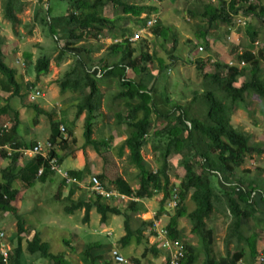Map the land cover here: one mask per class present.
Returning <instances> with one entry per match:
<instances>
[{
  "label": "trees",
  "instance_id": "obj_1",
  "mask_svg": "<svg viewBox=\"0 0 264 264\" xmlns=\"http://www.w3.org/2000/svg\"><path fill=\"white\" fill-rule=\"evenodd\" d=\"M36 1L40 9L45 10V15H41L40 23L46 26L59 45L56 62L60 64L67 57L73 59V66L61 79H58V85L63 91L68 89L86 91L78 109L79 112L85 109L88 111L84 125L85 145H92L97 150L104 146L102 142L92 137L94 116L100 106L99 81L106 78H115L118 81L120 89L114 99L123 102L126 114L117 113L116 117L118 122L127 124L130 131L120 149L122 152L124 148L129 149L128 159L138 169V186L133 187L122 176L116 177L112 184L119 193L134 198L128 202V207L131 206L137 212L140 210V201L135 199H151L163 193L161 206L156 215L158 219L165 210L166 202L172 192L168 157L172 154L180 156L185 175L177 185L180 202L167 224L168 235L173 239L183 240L184 234L179 221L180 218L187 217L191 223V233L196 236L201 246V249H198L195 245L184 242L185 255L180 260V264H195L200 254L204 255V264H236L239 260L244 262L255 260L259 253L258 245L264 242V178L251 175V171L243 168V165L246 158L264 153V148L259 143L252 142L251 135L237 127L232 120L238 105L244 103L247 97L257 95L264 101L262 73L264 23L263 27H257L254 24L248 26L247 22L246 31L251 39V47L238 54L236 64L215 63V71L208 73L205 71V66L211 61V57L196 60L198 74L203 77L206 89L201 95L206 104V111L203 116H192L190 106L172 104L165 110L157 102L152 84L167 65L159 58L158 70H149L147 64L154 55L142 48L144 41L140 49H136L128 38L112 43L109 46V57L101 58L102 63L99 66L94 62V54L101 47L88 44L91 41L97 42L105 31L112 33L115 38L120 35L129 36L128 30L122 32L119 27L123 17L133 15L136 19H140L146 14L143 19L144 26L151 15L156 13V6L131 3L129 0H69V9L65 14L52 16L49 0H46L45 8L44 0ZM23 6V0H2L4 18L16 25L20 22L18 13L22 11ZM108 6L113 8L114 14L116 13L113 17L105 15V8ZM241 12L247 18L264 22V0H218L217 3H203L200 16L207 21L208 26L232 28ZM151 29L152 34L162 35L164 38H168L169 33L171 36L173 32L169 56L174 59L173 53L178 45L176 31L170 27L163 28L156 25ZM206 36L203 31L201 38L205 37V46L210 49V41ZM256 43L258 48L255 50ZM30 56L28 55L27 58L31 59ZM241 62L245 64L241 66ZM49 67L48 56L38 58L34 63L37 78L48 74ZM247 71L250 72V80L241 83L240 78ZM22 88L17 69L5 62L3 38L0 35V94L11 93L6 104L0 107V116L8 114L13 118L12 121L9 118L5 121L9 122L6 123L9 125L7 127L0 121V146L8 144L13 149L11 154L5 148L0 149L3 157L11 159L10 165L1 170L0 210L15 215L19 229L17 234L25 232L26 229L23 217L14 204L20 194V190L14 186L15 182L21 180L30 185L33 181L39 180L45 183L55 176L42 156L32 157L26 165L15 171L14 164L19 161L21 155L17 150L25 147L26 144L18 133L22 112L13 109L8 102L14 96H21ZM34 91L35 89L32 92ZM196 98L197 95L194 100ZM164 102L168 103L166 95ZM29 108L36 111L34 124L39 122L40 115L46 114L51 118L50 141L54 144L66 143L67 139L58 141L62 123L56 122L50 112H46L35 103L30 104L27 109ZM68 129L73 136V129ZM150 136L151 140L148 139ZM148 142H151L154 151L160 152L161 155L162 164L156 170L149 168L143 155V148ZM52 155L58 154L53 150ZM42 166L45 169L39 175L38 171ZM70 174L77 177L79 171L74 170ZM98 176L106 186L104 176L100 174ZM62 183L67 185L63 179ZM75 186L77 187L78 184H74V188L72 187L67 195V200L70 201V204L65 206L67 213L83 209V219L89 220L91 210L95 209L100 214L102 223L107 221L110 214L123 215L125 234L119 239L121 245L127 246L135 240L137 244L144 245L143 257L149 254L154 256L161 254L162 249L156 243L150 244L144 235L145 227L152 225L154 220L144 221L139 226L133 227L129 213L92 190H90L91 195L75 199L73 197ZM188 197L195 204V208L191 211L185 204ZM222 209L225 215L230 217V223L224 239L225 254L217 256L214 250L215 231L209 227L208 220L216 211ZM10 243V264H27L22 263L25 253L30 255L28 263L35 258H41L47 259L49 264H114L113 258L104 255L105 249L111 248V245H103L99 242L81 244V257H85L83 263L70 261L64 252L53 253L49 242L45 241L39 232H34L26 240L25 249L14 244L13 239ZM231 245L233 248H230ZM135 262L139 264L138 259ZM248 262L246 263L249 264ZM0 264H3L1 259Z\"/></svg>",
  "mask_w": 264,
  "mask_h": 264
},
{
  "label": "rangeland",
  "instance_id": "obj_2",
  "mask_svg": "<svg viewBox=\"0 0 264 264\" xmlns=\"http://www.w3.org/2000/svg\"><path fill=\"white\" fill-rule=\"evenodd\" d=\"M44 1L46 3L45 8L47 7V2L46 0ZM129 1L140 5L156 6L157 10L155 14L158 16L156 26L163 28L170 27L178 34V45L173 53L174 59L169 56V52L172 49L171 37L173 32H171V36L169 33L168 38H164L162 35L153 34V37L145 35L140 40L132 43L136 49H140L142 41H144L142 48L147 50L149 54L154 55V58L147 64L150 71L158 70L160 66L159 58L167 65L166 69L159 74L152 84L159 105L165 110L169 109L172 104L190 106L192 116H203L206 111L204 98H201L206 89L203 77L198 74L196 60L198 58L206 59L207 57H211V61L205 66V71L208 73L215 71V63H229L230 65L232 61L233 65L236 64L238 54L251 47V39L246 31L247 27L250 24L263 27L262 24L264 23L258 19L247 18L241 12L239 15L246 17L248 22V26L246 25V27L237 26L234 31H230L227 26H208L207 21L200 16L202 5L209 2L217 3L218 0ZM23 3V9L18 13L20 22L13 25L4 18L2 0H0V35L3 38L5 62L17 69L18 80L23 86L21 90L22 95L10 98L8 104L18 107L22 112L23 128L28 127L29 131L33 128V119L36 116V111L33 108L27 109L30 104L35 103L38 106L46 105L47 107L49 103L51 104L48 107L51 117L59 124L62 123L66 128V143L61 142L56 149L62 168L70 172L74 171L69 167L71 162L82 166L78 170L79 174L77 175V178L82 183L77 187L75 186V193L73 195L75 199L92 194L88 188L86 189L89 178L92 175H103L104 183L108 188L113 185V180L118 176L125 178L133 187L138 186V169L128 159L129 149L124 148L123 152L120 149L130 131L127 124L118 122V118L116 117L117 113L126 114L123 102L114 99L115 94L120 89L117 79L106 78L99 81L101 89L100 106L94 116L92 137L100 143L102 142L104 146H101L97 150L92 145H85L84 125L87 120L88 111L85 109L79 112L78 109V105L82 102L86 91H72L69 89L63 91L58 85V79H61L73 66V59L67 57L60 64L56 62L59 45L46 26L40 23L41 15H45V10L40 9L39 3L36 0H23ZM49 3L52 16L63 15L69 9V0H49ZM37 12H40L39 15L36 14ZM105 15L113 17L116 13L114 14L113 8L108 6L105 8ZM145 16L146 14H143L140 19H136L133 15H125L124 19L119 22V27L122 29V32L128 30L127 35L130 37L140 27H143ZM203 31L207 35L206 38L210 41V49H207L205 46V37L201 38ZM149 32H152V29ZM123 37L120 35L118 38H115L112 33L105 31L97 42L91 41L88 43L101 47L94 54V62L97 66L101 65V58L109 57V46L115 43L117 39H123ZM199 46H203L204 51L199 52ZM257 48L258 44H255L254 49L256 50ZM28 55H31V59L27 58ZM44 55L50 58L49 73L37 78L34 63ZM155 72L157 73V71ZM262 73L264 74L263 63ZM249 80L250 72L247 71L240 78V82ZM34 89L35 91L40 90L43 96L32 100L31 95ZM10 95V92L0 94V107L5 105ZM165 95L168 97V103L164 102ZM195 95H197L196 100H194ZM9 116L8 114L6 116L1 115L0 121L3 123L8 118L12 121L13 118ZM40 118L42 119L40 122L42 128L37 134L38 138L43 140L44 136L49 135L50 125L47 119L51 118L45 115H40ZM232 121L237 127L251 135L252 142L259 143L264 148L263 100L257 95L247 97L244 103L241 102L238 105ZM20 128L22 129L21 126ZM68 128L73 129V136L69 133ZM34 135L36 137L35 133ZM148 139L151 140V136ZM9 152L11 153L13 150ZM159 153L154 151L151 142L145 145L143 155L149 168L156 170L161 166L162 161ZM19 162L20 160L14 164L15 171H18L22 166V162H20L21 164ZM167 162L172 187L177 186L185 175L182 159L180 156L172 154L168 157ZM243 168L249 169L252 173L251 175H258L264 178V153L260 155L254 154L246 158ZM15 187L20 190V194L14 204L17 207L18 213L23 217L25 232L17 234L19 229L15 215L0 210V229H3L8 234L10 241L13 239L14 244L20 245L25 249L26 240L34 232H39L42 238L49 242L53 253L64 252L67 258L74 263H81V259L83 262L85 261V257H81V244L83 242H99L103 245H111L116 242L121 247L118 239L125 231L123 228L124 216L110 214L107 221L102 223L100 220L101 216L95 209L92 210V214L90 213L89 220L83 219V209L67 213L65 206L70 204V201L67 200V195L73 185H63L62 179L58 174L49 178L45 183L36 180L28 185L21 180H17ZM157 196L152 199H144L143 202H140V210L137 212L131 206L128 207V200L110 199V203L129 213L131 215V225L137 227L144 219H149V215L146 213L148 211L146 206H149L155 214L158 213L161 201L156 200L159 199ZM185 204L189 211L195 208V204L190 197L187 198ZM167 210L166 214L162 212L157 219L161 221V224L165 221L164 218H167V222H169L171 214L175 212L171 209ZM226 215L223 209L218 210L208 220L209 226L214 227L216 231L214 250L217 256L225 254L224 237L230 223V217ZM180 227L187 242L198 243L196 236L190 234L191 223L187 217L180 219ZM260 244V247H264V242ZM111 248L105 249L104 255L108 254L110 256ZM141 252L142 249L135 245L133 256L141 255ZM124 254L126 256L127 252ZM29 259L30 255L25 253L22 263L49 264L47 259L35 258L31 263H28L29 261L27 260ZM130 260L136 261L135 258ZM140 261L142 260L140 259ZM254 261L252 260V262L248 263L253 264ZM203 262L204 255L200 254L195 264H204Z\"/></svg>",
  "mask_w": 264,
  "mask_h": 264
},
{
  "label": "built area",
  "instance_id": "obj_3",
  "mask_svg": "<svg viewBox=\"0 0 264 264\" xmlns=\"http://www.w3.org/2000/svg\"><path fill=\"white\" fill-rule=\"evenodd\" d=\"M157 16L153 14L146 24L143 27H140L138 31L132 34L130 37L125 36L123 39H129L131 42H136L143 38L145 35L149 34V30L157 23ZM247 20L246 17L242 15H238L236 17L235 26L232 28L230 27V31H234L237 26H246ZM230 38V36H229ZM123 39H117L115 42H120ZM258 44V43H256ZM198 51H204L203 46L198 47ZM244 65V62H241V65ZM264 64V61H263ZM230 65H233V62H230ZM43 96V93L40 90H36L32 93L31 99L35 100L38 97ZM9 124V123H7ZM5 125V127L9 125ZM60 135L58 137V141H62L67 139L66 137V129L63 125H60ZM60 144H54L52 141L48 140L46 142H39L33 147H23L18 149L21 153V156L24 157H35V156H42L50 168L55 174H58L66 184H78L81 185L82 182L76 176H72L69 170H64L62 165L56 155H52V151L57 149ZM5 148L8 150V153L11 154L9 151L13 150L8 144L4 146H0V149ZM45 167L42 166L38 174L41 175L44 171ZM92 190L95 194L102 196L108 200L110 199H118L122 201H127L133 199V197H129L119 193L115 188H107L103 185L102 181L100 180L98 175H92L89 178L88 186L86 189ZM180 196L178 186L172 187L171 196L166 202V207L169 209H176L179 206ZM154 236V242L160 249L167 251V259L165 264H180V260L185 255V244L180 239H173L168 235L167 225L161 224L160 221L154 220L152 224L151 230ZM11 254V243L8 237V234L3 230L0 229V259L3 264H10V255ZM112 257L116 263L122 264H132L128 258L122 255L118 250H112ZM236 264H247L243 260H239ZM253 264H264V248L259 251L256 256L255 262Z\"/></svg>",
  "mask_w": 264,
  "mask_h": 264
},
{
  "label": "crops",
  "instance_id": "obj_4",
  "mask_svg": "<svg viewBox=\"0 0 264 264\" xmlns=\"http://www.w3.org/2000/svg\"><path fill=\"white\" fill-rule=\"evenodd\" d=\"M155 14V13H154ZM153 15V14H152ZM151 15V16H152ZM157 16V15H156ZM157 18H158V16H157ZM157 22H158V20H157ZM157 24V23H156ZM155 24V25H156ZM154 25V26H155ZM150 31H151V29H150ZM150 37H153V34H152V32H149V34H148ZM47 103V102H46ZM6 104V103H5ZM11 105V104H10ZM51 104L49 103V106H50ZM40 106V108H42L43 110H45L46 112H50L49 111V106L47 107L46 105L44 106V105H39ZM11 107L13 108V109H16V110H19L20 111V109L18 108V107H13L12 105H11ZM45 116L46 117H48V115H46L45 114ZM22 118V117H21ZM41 118L39 119V122H37L36 124H35V126H34V123H33V128L32 129H30V131H29V128L27 127H24L23 128V120L21 119V123H20V125H19V129H18V133H19V135H20V137L23 139V141L25 142V144H26V146L25 147H32V145L34 144V145H36L35 143H39V142H46V141H48L50 138H51V136H52V128H51V120L49 119H47V121H48V124L50 125V132H49V135L48 136H44V139L43 140H41V138H38V131L42 128L41 127V125H40V122H41ZM6 124V123H9V122H3L2 124ZM20 126L22 127V129L20 128ZM26 128V129H25ZM34 133L36 134V137H35V135H34ZM33 145V146H34ZM32 157H27V158H25V157H23V156H21L20 155V158H19V160H20V162H22V166H24V165H26L27 163H28V161L31 159ZM10 162H11V159L10 158H7V157H3L2 155H1V153H0V180H2V172H1V170L2 169H4V168H6V167H8L9 165H10ZM19 162V163H20ZM21 164V163H20ZM69 167L71 168V169H73V170H80L81 168H82V166L80 165V164H78V163H74V162H71L70 164H69ZM84 176V175H83ZM14 186H15V184H14ZM137 187V186H136ZM157 196V195H156ZM155 197V196H154ZM159 199H156V200H159V201H161L162 200V198H163V193H159L158 194V196H157ZM152 199V198H151ZM135 200H138V201H140V202H143V200L144 199H135ZM168 201V200H167ZM152 206V205H151ZM146 209H148V211L146 212V213H148V215H149V219H144V221H152V220H157L156 219V215H157V213L155 214L154 213V211H152L151 209H150V207L149 206H146ZM167 209H169V208H167V207H165V210L163 211L164 212V214H166L167 213ZM171 210H174L175 211V209H171ZM170 212V211H169ZM91 214H92V210H91ZM155 214V215H154ZM173 214V213H172ZM153 215H154V217H153ZM183 218V217H182ZM181 219V218H180ZM164 222H162L164 225H167L168 224V222H167V218H164ZM144 221H142V222H144ZM167 222V223H166ZM160 223H161V221H160ZM179 224H180V221H179ZM143 226V225H142ZM229 226V225H228ZM151 227H152V225H148L147 227H145L146 228V230L144 231V235L146 236V237H148V239H149V242H150V244H155V240H154V236H153V233L150 231L151 230ZM210 227V226H209ZM123 228H124V223H123ZM181 228V227H180ZM211 228H213L214 229V231H215V228L214 227H211ZM182 229V228H181ZM228 229V228H227ZM216 232V231H215ZM109 234H110V232H108ZM227 233V232H226ZM124 234H125V231H124ZM124 234H122V236L124 235ZM184 234V233H183ZM190 234H192L191 233V229H190ZM121 236V237H122ZM120 237V238H121ZM215 237H216V234H215ZM225 237H226V234H225ZM225 237H224V239H225ZM119 238V239H120ZM152 238V239H151ZM119 239H118V241H119ZM180 240H182V239H180ZM135 240H132V242H131V244H129V245H127V246H122L121 245V247H119L118 246V244H116V242L114 243V244H111V246L113 245V247L111 248V255L109 256L108 254H106L105 256L107 257V258H113L112 257V250H114V249H116V250H118L122 255H124L125 256V254L124 253H126L127 252V257L126 258H128L129 260L130 259H133V258H135V260H139V262H140V264H165V262H166V259H167V251L166 250H161L162 252H161V254L159 255V256H154V255H152V254H149L148 256H146V257H143V252H144V246L142 245V244H137L136 243V241L134 242ZM182 242H187L186 240H185V235H184V238H183V240H182ZM80 243V242H79ZM188 243V242H187ZM260 243H262V242H260ZM259 243V245H258V251H260L261 249H263L264 247H260V244ZM191 244H193V245H195L198 249H201V246H200V244H199V241H198V243H196V244H194V243H191ZM79 245V244H78ZM135 245L136 246H138V247H140L141 249H142V252H141V255H135V256H133V250H135ZM225 246V245H224ZM264 246V245H263ZM230 248H233V245H231V247ZM110 252V251H109ZM140 259L143 261H140ZM256 259V258H255ZM130 262L132 263V264H136V262L134 261V260H130ZM247 262H248V260H247ZM81 263H83V261H82V259H81ZM114 264H120V263H116L115 261H114Z\"/></svg>",
  "mask_w": 264,
  "mask_h": 264
},
{
  "label": "clouds",
  "instance_id": "obj_5",
  "mask_svg": "<svg viewBox=\"0 0 264 264\" xmlns=\"http://www.w3.org/2000/svg\"><path fill=\"white\" fill-rule=\"evenodd\" d=\"M61 136H62V134H61ZM70 172V171H69ZM62 179V178H61ZM68 185V184H67ZM70 185H74V184H70ZM134 199V198H133ZM133 199H131V200H133ZM112 200V199H111ZM128 201H130V200H128Z\"/></svg>",
  "mask_w": 264,
  "mask_h": 264
}]
</instances>
